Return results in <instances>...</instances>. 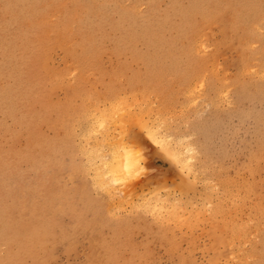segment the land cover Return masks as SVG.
<instances>
[{"label": "rangeland", "instance_id": "obj_1", "mask_svg": "<svg viewBox=\"0 0 264 264\" xmlns=\"http://www.w3.org/2000/svg\"><path fill=\"white\" fill-rule=\"evenodd\" d=\"M189 48L200 74L183 81ZM149 129L194 147L195 170ZM120 134L151 169L131 193L86 166ZM240 262L264 264V0H0V264Z\"/></svg>", "mask_w": 264, "mask_h": 264}, {"label": "bare ground", "instance_id": "obj_2", "mask_svg": "<svg viewBox=\"0 0 264 264\" xmlns=\"http://www.w3.org/2000/svg\"><path fill=\"white\" fill-rule=\"evenodd\" d=\"M211 3V2H210ZM201 13H203V16L205 17V13H211V12H208V11H200ZM214 12V11H213ZM206 19H208V18H210V17H208V14L206 15ZM132 18V17H131ZM191 23H192V21H190L189 22V26L191 25ZM35 26H37V24L35 25ZM157 27V24H155V28ZM154 27H149V28H147L146 30H144V32H143V35L146 37V38H148V39H151L152 38V34H153V32H154V29H155ZM125 30H127V29H125ZM129 30V29H128ZM135 37V36H134ZM141 37V36H140ZM201 39V38H200ZM36 41V39H34L33 41H31V44H32V46H31V48H33L35 45H34V43L33 42H35ZM163 41V40H162ZM36 43V42H35ZM160 43H161V41H160ZM151 44H153V45H155V46H157V45H162V44H159L158 42H156V41H154L153 43H151ZM197 44V41L196 40H194V44H192V46L193 47H195V45ZM147 45V44H146ZM200 44H198V46H199ZM89 46V45H88ZM148 46V45H147ZM187 47V46H186ZM24 48H30L29 47V41H25L24 42V44H23V46H22V49H24ZM88 48V47H87ZM156 48V47H155ZM154 48V49H155ZM169 48V47H168ZM192 48V47H191ZM191 48H189V49H183V50H181L182 51V53H184V54H186V57L188 58L187 59V62H185L184 64H183V67H184V69L185 70H189L191 67H193V66H196V65H193V64H196V63H194V59H193V57H192V51H190L191 50ZM199 49H201V48H199ZM157 50V49H156ZM180 50V48H175V49H172V51L173 52H176L177 53V51H179ZM164 51H165V48L164 47H162L161 49H160V53L159 54H157V55H154V56H151L149 59H148V57H147V60H148V62H149V66H153V68L155 69L156 67H158L159 65H158V63H159V61H160V58H161V56L163 55V53H164ZM170 49H166V53H171L172 52ZM172 52V53H173ZM175 61V60H174ZM138 63V62H137ZM161 63V62H160ZM177 63V62H176ZM161 64H163V63H161ZM158 65V66H157ZM208 65V64H207ZM156 73V72H155ZM193 75V76H195V75H199L200 74V68H193L192 70L190 69V71H189V73L188 74H186L185 76H183L182 78H183V81L185 80V78H187V76L188 75ZM158 75V74H157ZM160 76V75H159ZM162 76V75H161ZM149 79V78H148ZM160 79V78H159ZM158 79V80H159ZM194 79V78H193ZM141 80H142V78H141ZM152 80H153V78H152ZM88 82V81H87ZM72 86V85H71ZM169 88V87H168ZM143 89V88H142ZM140 91V90H139ZM141 92V91H140ZM118 97V96H117ZM134 97V96H133ZM132 97V98H133ZM147 97V96H146ZM89 98V97H88ZM121 97H118L117 99H119L120 101V103H115L116 105H122L121 104V102H122V100L120 99ZM131 98V97H130ZM131 98V99H132ZM145 98V97H144ZM126 99V98H125ZM130 99V100H131ZM88 100V99H87ZM134 100H135V98H134ZM92 101V100H91ZM125 101V100H124ZM123 101V102H124ZM113 102H115V101H113ZM92 104V103H91ZM125 104V103H124ZM90 105V104H89ZM109 105H111V104H109ZM108 105V106H109ZM113 105V104H112ZM125 106H126V104H125ZM158 106H160V105H158ZM92 107V106H91ZM110 107V106H109ZM112 107V106H111ZM105 108L106 110L107 109H110L109 111L111 112L112 110L111 109H114L113 107L112 108ZM123 107V106H122ZM121 107V108H122ZM92 108H94V107H92ZM91 108V109H92ZM118 108H120V107H116V109H114V112L115 111H117V109ZM141 108V107H140ZM165 108V107H164ZM90 109V110H91ZM95 109V108H94ZM93 109V110H94ZM104 109V108H103ZM104 109V110H105ZM96 110V109H95ZM121 110V109H120ZM161 110V109H160ZM99 111V110H98ZM119 111V110H118ZM141 111H143V110H141ZM89 112H91V111H89ZM93 112V111H92ZM92 112H91V114H92ZM107 112H108V110H107ZM106 112V115L108 116V118H110L109 117V113H107ZM121 112V111H120ZM95 113H98V112H95ZM114 114H116V113H114ZM94 115V114H93ZM92 115V116H93ZM96 115V114H95ZM95 115L93 116V117H95ZM106 115H104V113H103V116H106ZM136 114H134V116H135ZM97 116H99L98 114H97ZM96 116V117H97ZM102 116V115H101ZM100 116V117H101ZM111 116V115H110ZM129 116V115H128ZM133 115H131L130 116V118L132 117ZM134 116H133V118H134ZM137 116H139V115H137ZM95 117V118H96ZM120 117V116H119ZM136 117V116H135ZM166 117V116H165ZM89 118V117H88ZM95 118H93L94 120H96ZM104 118H106V117H103L102 119H104ZM116 118V117H115ZM125 118H129V117H126L125 116ZM140 118V119H139ZM142 118H143V116H142ZM142 118H141V116L140 117H137L136 119H138V124L140 123L141 125L143 124L142 122H144V120H142ZM101 119V120H102ZM111 119V118H110ZM109 119V121H111ZM98 120V119H97ZM100 120V119H99ZM107 120V119H106ZM121 120V119H120ZM134 121H135V118L133 119ZM140 120H142V121H140ZM155 120V119H154ZM161 121L162 122V120H161V117H160V119H156V121ZM165 120H167V119H165ZM90 121V120H89ZM103 121H105V120H102L101 122H103ZM113 121H114V118H113ZM119 121V120H118ZM126 121H128V120H125V121H119V122H123V123H125ZM140 121V122H139ZM148 121V120H147ZM157 121V122H158ZM164 121V120H163ZM90 122H94V121H90ZM98 122V121H97ZM146 122V121H145ZM145 122H144V124H145ZM157 122H156V125H157V128H159L158 126H160V125H158L157 124ZM160 122V123H161ZM167 122V121H166ZM105 123V122H104ZM106 123H107V121H106ZM105 123V124H106ZM109 123V122H108ZM112 123V122H111ZM132 123V122H131ZM134 123V122H133ZM94 124V123H93ZM93 124H90V125H92L93 126ZM96 124H97V126H99V124L98 123H95L94 125L96 126ZM113 124V123H112ZM119 124V123H118ZM137 124V123H136ZM100 125L102 126L103 125V123H100ZM107 125V124H106ZM122 125H124V124H122ZM91 126V127H92ZM100 126V128H102ZM120 126V125H119ZM139 126V125H138ZM144 126V125H143ZM145 126H147V125H145ZM162 126V125H161ZM160 126V127H161ZM107 127V126H106ZM121 127V126H120ZM124 127H125V125H124ZM127 127V126H126ZM141 127V126H140ZM163 127V126H162ZM94 128V127H93ZM122 128H123V126H122ZM156 127L154 128V129H156L157 130V132H161V131H158V129H157ZM88 129V128H87ZM90 130H92L91 128H89ZM153 129V130H154ZM163 129V128H162ZM107 130H109V129H107ZM106 130V131H107ZM123 130V129H122ZM150 130V129H149ZM153 130H150V131H147V133H148V135H149V138H151L152 140H154L156 143H158L159 144V146L162 148V149H164V152H166L167 154H170V155H172V157L174 158V161H176V164H178V168L179 169H181L180 171L182 172L183 171V168H185L186 169V173H191V172H189L190 170L193 172L195 169L193 168V165H192V168H191V163H188L187 161L189 160V162H190V160H191V158H192V153L194 152V147H192L191 145H189V143L188 144H184V143H182V141H181V143H179L178 141L179 140H174L175 139V137H174V139H173V137L171 138L170 136H167L166 134H164V136L162 135V136H160V134H158L155 130V132L157 133L156 135H159V136H156V135H153V133H154V131ZM159 130H160V128H159ZM113 131H114V129H113ZM153 131V132H152ZM125 132H126V130H125ZM150 132H152V133H150ZM162 132H164V131H162ZM104 133H106V132H104ZM126 133H128V132H126ZM89 134V133H88ZM92 134V133H91ZM90 134V135H91ZM107 134V133H106ZM106 134L104 135V136H106ZM111 134V133H110ZM163 134V133H162ZM108 135V134H107ZM113 135L114 134H111V137H113ZM87 136V135H86ZM85 135L83 136V137H85L87 140H89L87 137H86ZM102 136H103V134H102ZM101 136V137H102ZM118 137L117 138H115V139H111L110 141H109V143L107 144V146H109L108 148H107V150L109 149V151L108 152H106V153H102L101 151H102V149H101V151H97L96 150V152H94L95 153V156H91L90 157V155H89V157H90V160H89V158H88V164L86 165V166H88V167H91L92 168V170H93V181L91 182L92 183V185H94L95 187H96V185H105V186H108V190L110 189L111 190V192L110 193H118L120 190L119 189H121L120 187L122 186H125L126 188H127V186H128V189H129V187H132V189H135L133 186H129V185H131V179H132V176L133 175H135L136 174V171H138V170H141V169H145L146 168V166H145V164L144 163H146L145 161H147L146 159H145V157H147L146 155L144 156V154L142 153V151H141V149L142 148H140V143H138V142H135L133 139H125L124 137H123V135L122 134H120V136L119 135H117ZM89 137V136H88ZM65 138V137H64ZM110 139V137H108V136H106V138L104 139V140H106V141H108L107 139ZM114 138V137H113ZM85 139V140H86ZM84 140V141H85ZM87 140L85 141V143L87 142ZM100 141H101V138L99 139ZM103 140V141H104ZM100 141H98V142H100ZM103 141H101V145H102V142ZM143 141V140H142ZM96 142V141H95ZM105 142V141H104ZM90 143V142H89ZM89 143L87 142V146L89 145ZM179 143V144H178ZM84 144V143H83ZM93 144V143H92ZM91 143H90V145H92ZM96 145H97V143H95ZM94 144V146H95V148H96V145ZM182 144H184L183 145V147H182ZM90 145L87 147V148H89L90 147ZM98 145H99V143H98ZM100 145V146H101ZM106 145V142L103 144V146H105ZM85 146H86V144H85ZM93 146V145H92ZM107 146H105V147H107ZM143 146V145H142ZM83 147V149H85V151H87L86 150V148L84 147V146H82ZM92 149H90V150H93V148L94 147H91ZM94 148V149H95ZM98 148H99V146H98ZM101 148H102V146H101ZM100 150V149H99ZM93 152H88V154L89 153H93ZM184 152H186V153H188V156H185L184 155ZM195 152H196V150H195ZM86 154H87V152H85ZM86 157H87V155H86ZM190 158V159H189ZM192 161V160H191ZM89 162H91V163H89ZM147 163H148V161H147ZM89 164L91 165V166H89ZM148 168V167H147ZM147 168H146V170H147ZM150 168H153V167H150ZM3 169V168H2ZM90 169V168H89ZM149 169V168H148ZM91 170V169H90ZM90 170H87V171H90ZM150 170L151 169H149L148 171L150 172ZM153 170V169H152ZM155 170V169H154ZM156 171V170H155ZM175 171V170H174ZM179 171V172H180ZM188 171V172H187ZM90 173V172H89ZM142 173V172H141ZM140 173V174H141ZM153 173H154V171H153ZM153 173L151 174H149L148 172H147V174H149V178L150 177H153ZM156 173H158V172H156ZM156 173H154L155 175H156ZM185 173V174H186ZM143 174V173H142ZM168 174V173H167ZM177 174H179V173H177ZM196 173L194 172V174H193V176H191L192 178H188L187 176H186V178H188V180L187 179H184L183 178V180H184V182L186 183V181H188L187 183H188V186H189V184L191 185V186H195L194 184L196 183V179H195V175ZM160 175V174H159ZM181 175H183V174H181ZM180 175V176H181ZM197 175V174H196ZM145 176H146V173H145ZM144 176V177H145ZM148 176V175H147ZM169 176V175H168ZM156 177V176H155ZM154 177V178H155ZM162 177H163V175H162ZM162 177L160 178L161 180H162ZM181 177H183V176H181ZM154 178H152L153 180H154ZM165 178H167V177H165ZM164 178V179H165ZM180 178V177H179ZM92 179V178H91ZM146 179H147V177H146ZM146 179H144V180H146ZM152 179L150 180V181H152ZM156 179H158L157 177H156ZM164 179H163V181H164ZM143 180V179H142ZM148 180V179H147ZM147 180H146V182H147ZM159 180V179H158ZM166 180V179H165ZM180 180V179H179ZM182 180V181H183ZM137 181V180H136ZM176 181V180H175ZM140 182H142V181H140ZM145 182V181H144ZM145 182V183H146ZM149 182V181H148ZM130 183V184H129ZM143 183V182H142ZM175 183V182H174ZM173 183V184H174ZM129 184V185H128ZM148 184V183H147ZM164 185H163V187L165 186L166 187V183H165V181H164V183H163ZM133 185H135V184H133ZM140 185V184H139ZM138 185V186H139ZM175 185V184H174ZM177 185H179V184H177ZM103 186H101V187H103ZM110 186V187H109ZM140 186H143L142 184L140 185ZM173 185H171V187H172ZM180 186V185H179ZM145 187V186H144ZM150 187V186H149ZM170 187V186H169ZM185 187V186H184ZM186 187H187V185H186ZM196 187V186H195ZM195 187H193V188H195ZM142 188V187H141ZM140 188V189H141ZM177 188V187H176ZM104 189H105V187H104ZM106 189H107V187H106ZM166 189H167V187H166ZM102 190V189H101ZM124 190H125V188H124ZM124 190H121L122 192L121 193H123L124 192ZM146 190H147V188H146ZM158 190V189H157ZM178 190H180V189H178ZM133 191V190H132ZM136 191V190H135ZM145 191V190H144ZM143 191V192H144ZM153 191V190H152ZM159 191V190H158ZM180 191H183V190H180ZM179 191V192H180ZM105 192V191H104ZM127 191H125L124 193H126ZM141 192V191H140ZM139 192V193H140ZM143 192L141 193V194H143ZM149 192V191H148ZM156 192V191H155ZM172 192H174V191H172ZM178 192V191H177ZM128 193H131V190L129 189L128 190ZM135 193H137V192H135ZM152 193V192H151ZM170 194L171 193V191H169V188H168V191H167V194ZM176 193V192H175ZM183 193V192H182ZM109 194V193H108ZM134 194V193H133ZM132 194V195H133ZM150 194V193H149ZM161 192L159 193V192H156V193H154L153 192V194H150L151 196H150V198L152 199V200H154L155 201V205H157V206H159L160 208L161 207H163V205H165V203H167L168 201H170V200H168L169 199V197H166V196H164V197H162L161 195ZM173 194V193H172ZM113 195V194H112ZM111 195V196H112ZM117 195V194H116ZM134 195H136V194H134ZM133 195V196H134ZM140 195V194H139ZM144 195V194H143ZM143 195H141V197L143 196ZM165 195H166V193H165ZM184 195V194H183ZM109 196V195H108ZM138 196V195H137ZM168 196V195H167ZM173 196V195H172ZM117 197V196H116ZM131 197V196H130ZM144 197H146V196H144ZM144 197H142V198H144ZM181 197V196H180ZM180 197H178V198H180ZM112 198V197H111ZM122 199L124 198V197H121ZM120 197H119V199H121ZM126 198V197H125ZM128 198V197H127ZM147 198V197H146ZM175 198V197H174ZM177 197L175 198L177 201H179V199H178ZM171 199H173V198H171ZM175 200V201H176ZM184 200V199H183ZM110 201V200H109ZM116 201H118V199L116 200ZM127 201H128V199H127ZM175 201H174V203H175ZM113 202V201H112ZM124 202H126V201H124ZM123 202V203H124ZM132 202V201H131ZM171 202V201H170ZM169 203V202H168ZM172 203V202H171ZM180 203V202H179ZM185 203V202H184ZM144 204H145V202H144ZM173 204V203H172ZM114 205V204H113ZM133 205H135V204H133ZM146 205L147 206H149L150 205V203L149 202H146ZM155 205H153V206H155ZM167 205V204H166ZM169 205V204H168ZM174 205V204H173ZM177 205V204H176ZM137 207H138V205H137ZM174 207V206H173ZM180 207H181V205H180ZM165 208V207H164ZM137 209V208H136ZM166 209V208H165ZM154 210H156V209H154ZM166 211V210H165ZM113 212V211H112ZM117 212V211H116ZM157 213V212H156ZM113 214V213H112ZM158 214V213H157ZM116 215V214H115ZM156 215V214H155ZM159 215V214H158ZM215 228V227H214ZM213 227H212V229H213V231L215 230ZM232 228V227H231ZM243 229V228H242ZM218 230H219V228H218ZM228 230H229V228H228ZM240 230V229H239ZM225 231H227V230H225ZM234 231V230H233ZM236 231V230H235ZM219 232V231H218ZM217 232V233H218ZM228 232V231H227ZM220 234V232L218 233V235ZM229 234V233H228ZM217 235V234H216ZM215 235V236H216ZM244 235V234H243ZM220 238L219 239H221L222 237L221 236H219ZM218 239V240H219ZM222 243H223V241L222 240H220ZM220 242V243H221ZM261 256V255H260ZM242 262H240V264H241Z\"/></svg>", "mask_w": 264, "mask_h": 264}]
</instances>
